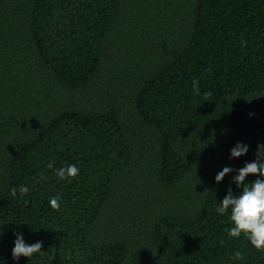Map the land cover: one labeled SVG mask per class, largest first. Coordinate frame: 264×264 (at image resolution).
<instances>
[{
    "label": "trees",
    "instance_id": "trees-1",
    "mask_svg": "<svg viewBox=\"0 0 264 264\" xmlns=\"http://www.w3.org/2000/svg\"><path fill=\"white\" fill-rule=\"evenodd\" d=\"M263 95L264 0H0V260L264 264L214 179L264 156L230 123ZM17 232L42 252L14 259Z\"/></svg>",
    "mask_w": 264,
    "mask_h": 264
},
{
    "label": "clouds",
    "instance_id": "clouds-1",
    "mask_svg": "<svg viewBox=\"0 0 264 264\" xmlns=\"http://www.w3.org/2000/svg\"><path fill=\"white\" fill-rule=\"evenodd\" d=\"M195 86V85H194ZM264 148V147H261ZM260 148V149H261ZM249 146L241 141H237L229 150L231 158H239L248 152ZM259 151V150H258ZM259 159L246 162L239 169H232L230 166H224L219 170L214 179L217 183L221 182L226 175L235 172L232 177L236 187L240 189L234 194L229 188L227 194L219 201L216 212L225 214L228 212L231 226L227 229L230 237H239L243 234L249 240L250 244L256 249H264V156H258ZM49 168L53 165L50 163ZM55 174L61 179L75 177L80 169L76 164H67L54 170ZM249 174H257V179L251 183L246 182ZM17 189L13 188V195ZM19 192L21 195L29 192L27 185H20ZM60 196L49 198V204L53 208L59 207ZM42 241L27 243L20 232L15 233L12 256L19 259L21 256L32 258L34 254L41 253ZM0 264H5L0 260Z\"/></svg>",
    "mask_w": 264,
    "mask_h": 264
},
{
    "label": "water",
    "instance_id": "water-1",
    "mask_svg": "<svg viewBox=\"0 0 264 264\" xmlns=\"http://www.w3.org/2000/svg\"><path fill=\"white\" fill-rule=\"evenodd\" d=\"M230 123L242 132L264 127V95L235 109L230 115Z\"/></svg>",
    "mask_w": 264,
    "mask_h": 264
}]
</instances>
